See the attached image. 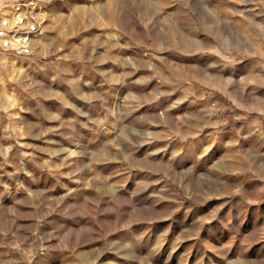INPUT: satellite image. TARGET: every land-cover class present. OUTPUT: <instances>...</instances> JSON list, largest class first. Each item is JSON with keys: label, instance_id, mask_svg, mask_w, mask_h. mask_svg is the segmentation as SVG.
Instances as JSON below:
<instances>
[{"label": "rangeland", "instance_id": "obj_1", "mask_svg": "<svg viewBox=\"0 0 264 264\" xmlns=\"http://www.w3.org/2000/svg\"><path fill=\"white\" fill-rule=\"evenodd\" d=\"M4 1L0 264H264V0Z\"/></svg>", "mask_w": 264, "mask_h": 264}, {"label": "built area", "instance_id": "obj_2", "mask_svg": "<svg viewBox=\"0 0 264 264\" xmlns=\"http://www.w3.org/2000/svg\"><path fill=\"white\" fill-rule=\"evenodd\" d=\"M5 1L4 0H0V4H3ZM4 48V45L0 39V51Z\"/></svg>", "mask_w": 264, "mask_h": 264}, {"label": "bare ground", "instance_id": "obj_3", "mask_svg": "<svg viewBox=\"0 0 264 264\" xmlns=\"http://www.w3.org/2000/svg\"><path fill=\"white\" fill-rule=\"evenodd\" d=\"M16 44H19L18 40L15 41Z\"/></svg>", "mask_w": 264, "mask_h": 264}]
</instances>
